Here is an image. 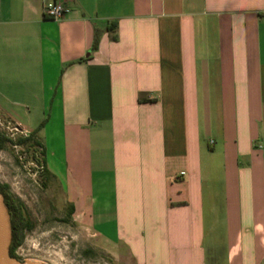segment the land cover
<instances>
[{
  "label": "crops",
  "instance_id": "1",
  "mask_svg": "<svg viewBox=\"0 0 264 264\" xmlns=\"http://www.w3.org/2000/svg\"><path fill=\"white\" fill-rule=\"evenodd\" d=\"M50 1L0 0V116L74 220L125 264H264V0Z\"/></svg>",
  "mask_w": 264,
  "mask_h": 264
},
{
  "label": "rangeland",
  "instance_id": "2",
  "mask_svg": "<svg viewBox=\"0 0 264 264\" xmlns=\"http://www.w3.org/2000/svg\"><path fill=\"white\" fill-rule=\"evenodd\" d=\"M0 116V184L25 208L31 229L16 249L19 261L43 264H125V255L112 253L99 238L70 214L58 183L45 171L41 142L27 140ZM42 146V145H41Z\"/></svg>",
  "mask_w": 264,
  "mask_h": 264
},
{
  "label": "trees",
  "instance_id": "3",
  "mask_svg": "<svg viewBox=\"0 0 264 264\" xmlns=\"http://www.w3.org/2000/svg\"><path fill=\"white\" fill-rule=\"evenodd\" d=\"M45 121L40 125L39 128L44 126ZM27 140H38L36 132L31 133L26 139H21L19 144H23ZM6 139L0 135V151L4 148ZM42 150V157L44 156L43 147L40 145ZM44 166V158H43ZM45 168V167H44ZM46 171V170H45ZM47 172V171H46ZM48 173V172H47ZM49 174V173H48ZM0 195L3 198V203L7 209L9 216L10 228H11V243L9 246V257L11 259L19 260L15 255L16 249L21 246L25 232L31 229L28 219L25 216L24 205L17 200L13 195L10 194L6 185L0 184ZM70 214H73V210L70 207Z\"/></svg>",
  "mask_w": 264,
  "mask_h": 264
},
{
  "label": "water",
  "instance_id": "4",
  "mask_svg": "<svg viewBox=\"0 0 264 264\" xmlns=\"http://www.w3.org/2000/svg\"><path fill=\"white\" fill-rule=\"evenodd\" d=\"M11 243V228L7 209L0 195V264H43L34 260L21 262L9 257V246Z\"/></svg>",
  "mask_w": 264,
  "mask_h": 264
},
{
  "label": "built area",
  "instance_id": "5",
  "mask_svg": "<svg viewBox=\"0 0 264 264\" xmlns=\"http://www.w3.org/2000/svg\"><path fill=\"white\" fill-rule=\"evenodd\" d=\"M69 9L62 3L58 1H50L43 5V15L45 18L51 20H62L65 15L68 13ZM15 131L19 132L23 137L27 138L29 134L22 132L16 126Z\"/></svg>",
  "mask_w": 264,
  "mask_h": 264
}]
</instances>
